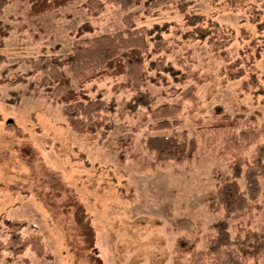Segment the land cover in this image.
I'll return each mask as SVG.
<instances>
[{
  "label": "rangeland",
  "instance_id": "rangeland-1",
  "mask_svg": "<svg viewBox=\"0 0 264 264\" xmlns=\"http://www.w3.org/2000/svg\"><path fill=\"white\" fill-rule=\"evenodd\" d=\"M84 2L35 17L29 0H11L0 15V24L10 27L0 35V239H8L5 220L18 219L27 223L23 234L40 235L45 246L41 254L4 251L0 264H189L179 240L205 249L223 218L207 199L219 175L231 173L229 160L209 145L207 127L237 114L264 126V0H193L183 11L161 8L151 15L137 6L138 27L170 24L163 32L167 48L152 58L193 76L184 83L168 74L149 81L151 108L133 104L136 91L123 77L87 84L92 98L112 106L108 126L95 133L69 125L28 62L70 53L86 23L93 31L81 39L124 28L120 6L91 14ZM191 85L195 97L182 99ZM178 102L182 122L154 129L153 110ZM184 134L199 140L190 159L159 162L146 145L150 136L183 140ZM259 201L250 226L256 231L264 226V188ZM253 264H264V257Z\"/></svg>",
  "mask_w": 264,
  "mask_h": 264
},
{
  "label": "trees",
  "instance_id": "trees-1",
  "mask_svg": "<svg viewBox=\"0 0 264 264\" xmlns=\"http://www.w3.org/2000/svg\"><path fill=\"white\" fill-rule=\"evenodd\" d=\"M29 13L32 16L43 15L66 7L81 0H29ZM11 0H0V15ZM193 0H85L84 6L91 14L99 13L106 5H118L124 11V28L81 39L84 32L93 31L89 23L81 26L78 39L68 54H42L28 59L32 65L31 74H40L39 85L45 93L62 105L69 125L80 133H95L108 126L112 106L101 97L92 98L85 86L91 82L109 77H123L124 86L135 90V106L151 108L155 96L144 89L149 81L159 83L158 77L168 74L177 82H186L191 78V70L183 71L163 58L153 59L167 48L168 41L163 32H168L169 23L155 24L151 28L136 25L139 15L133 10L143 4L148 15L159 9L176 7L181 11ZM9 26L0 24V35H7ZM153 47L151 48V43ZM4 56L0 55V63ZM150 59L149 67L146 61ZM155 70L157 76L150 75ZM194 73V72H193ZM73 80L76 82L74 85ZM195 86L191 85L182 92V99L195 97ZM182 104L164 103L153 110L156 118L154 129H172L182 121L179 114ZM207 141L218 147L219 154L230 162L231 173L219 175V183L208 197L211 208L223 213V218L214 223L215 235L205 249H197V241L182 238L179 240V252L190 254L189 264H253L264 257V226L260 231L251 229L255 221L254 210L260 209L264 179V126L254 118L243 114L224 116L209 125ZM148 149L159 162L167 160L190 159L198 150L196 136L184 134L181 140L173 135H154L146 140ZM243 180V185L241 183ZM246 218V220H245ZM236 223L237 233L232 231ZM8 239H0V256L4 251L14 255L23 254L27 249L44 253L45 246L40 235H25L24 220L6 219Z\"/></svg>",
  "mask_w": 264,
  "mask_h": 264
}]
</instances>
